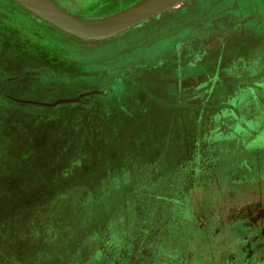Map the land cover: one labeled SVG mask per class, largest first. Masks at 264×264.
<instances>
[{"label": "rangeland", "instance_id": "374dc122", "mask_svg": "<svg viewBox=\"0 0 264 264\" xmlns=\"http://www.w3.org/2000/svg\"><path fill=\"white\" fill-rule=\"evenodd\" d=\"M75 3L96 18L133 1ZM137 27L87 44L0 0V264H182L199 231L222 238L205 189L264 180V47L189 100L174 64L105 62Z\"/></svg>", "mask_w": 264, "mask_h": 264}, {"label": "flooded vegetation", "instance_id": "af4514ba", "mask_svg": "<svg viewBox=\"0 0 264 264\" xmlns=\"http://www.w3.org/2000/svg\"><path fill=\"white\" fill-rule=\"evenodd\" d=\"M54 1L73 14L83 15L72 5L78 0ZM261 47H264V0H191L119 39L108 49L105 62L118 58L129 64L139 56L144 61L158 58L162 64H174L169 78L177 85L181 97L193 100L205 96L218 76L227 75L226 70L247 60ZM88 58L89 63L75 62L87 66L101 59ZM28 74L31 73L27 71L18 77ZM236 215L228 222L232 220L233 228L237 227L233 230L239 248L228 256L226 263L264 264V209L253 216L252 222L241 213Z\"/></svg>", "mask_w": 264, "mask_h": 264}, {"label": "water", "instance_id": "95a60500", "mask_svg": "<svg viewBox=\"0 0 264 264\" xmlns=\"http://www.w3.org/2000/svg\"><path fill=\"white\" fill-rule=\"evenodd\" d=\"M12 1L59 31L81 42L98 45L191 0H138L117 12L96 18H86L73 14L62 8L54 0ZM101 93L99 90H94L85 92L79 97L63 98L54 102L15 100L25 104L55 107L60 104L80 102L82 97ZM229 185L231 187H228ZM226 187L229 190L224 191ZM214 190L220 194L216 197L217 201H215V204L218 205L223 218L221 224L217 221L213 225V230L216 231L215 234L217 236L220 231L219 229L216 230V227L222 228V238L217 236L216 239H212L211 236V240L207 241L204 237L205 233L202 231L203 244L201 243V235L198 237V234L201 233L199 231L195 235V242L192 246L193 251L185 258L182 264H227L228 256L232 252L237 253L239 248L238 238L235 230H233L237 229V227L233 228L235 223L232 220L228 222V220L237 218L236 214L241 213L248 221L252 222V220H255L253 216L264 209V180L257 184L233 183L229 181L211 184L208 189H205V193L202 196H210ZM227 192L229 193L227 194Z\"/></svg>", "mask_w": 264, "mask_h": 264}, {"label": "crops", "instance_id": "0c3cea01", "mask_svg": "<svg viewBox=\"0 0 264 264\" xmlns=\"http://www.w3.org/2000/svg\"><path fill=\"white\" fill-rule=\"evenodd\" d=\"M152 19H153V18H152ZM148 21H149V20H148ZM148 21H146V22H148ZM146 22H144V23H146ZM144 23H143V24H144ZM141 25H142V24H141ZM138 26H140V25H138ZM184 260H185V259H184Z\"/></svg>", "mask_w": 264, "mask_h": 264}]
</instances>
